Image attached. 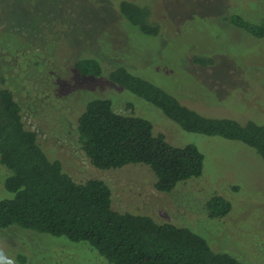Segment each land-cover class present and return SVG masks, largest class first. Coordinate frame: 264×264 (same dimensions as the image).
Instances as JSON below:
<instances>
[{
    "label": "rangeland",
    "instance_id": "obj_1",
    "mask_svg": "<svg viewBox=\"0 0 264 264\" xmlns=\"http://www.w3.org/2000/svg\"><path fill=\"white\" fill-rule=\"evenodd\" d=\"M119 1L0 0V73L23 107L26 127L76 181L109 183L114 208L187 226L212 248L264 264L262 156L238 140L185 131L108 74L81 77L75 68L86 57L101 58L106 73L124 63L205 116L264 124V35L230 20L238 14L252 24L264 22V0H131L150 6L158 36L120 17ZM106 95L116 111L148 118L172 144H196L205 154L203 174L162 193L143 164L93 166L77 122L90 98ZM6 173L0 163V199L13 197L2 184ZM214 195L233 205L223 218L208 216L206 203ZM0 264L111 263L87 242L8 228L0 230Z\"/></svg>",
    "mask_w": 264,
    "mask_h": 264
},
{
    "label": "trees",
    "instance_id": "obj_2",
    "mask_svg": "<svg viewBox=\"0 0 264 264\" xmlns=\"http://www.w3.org/2000/svg\"><path fill=\"white\" fill-rule=\"evenodd\" d=\"M118 7L120 17L143 33L158 36L160 26L152 24L149 5L120 0ZM230 20L255 36L264 35V22L252 24L238 14ZM75 68L81 77L108 74L112 83L158 107L183 130L244 142L264 160V124L205 116L124 63L106 73L101 58L86 57ZM76 129L93 166L113 170L143 164L153 171L159 192H171L203 174L205 154L196 144H172L148 118L116 111L109 95L86 102ZM0 163L7 171L2 184L13 194L0 199V230L20 228L87 242L111 264H250L230 251L212 248L203 235L187 226L114 208L113 190L101 178L76 181L60 159L49 157L38 132L26 127L23 107L1 73ZM232 207L221 195L206 203L211 218L225 217Z\"/></svg>",
    "mask_w": 264,
    "mask_h": 264
}]
</instances>
